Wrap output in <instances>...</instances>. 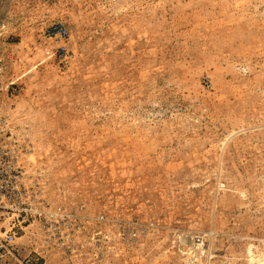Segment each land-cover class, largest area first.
I'll use <instances>...</instances> for the list:
<instances>
[{"label":"rangeland","instance_id":"374dc122","mask_svg":"<svg viewBox=\"0 0 264 264\" xmlns=\"http://www.w3.org/2000/svg\"><path fill=\"white\" fill-rule=\"evenodd\" d=\"M0 66L29 182L81 221L35 258L264 264V0H0Z\"/></svg>","mask_w":264,"mask_h":264},{"label":"built area","instance_id":"2783aa9c","mask_svg":"<svg viewBox=\"0 0 264 264\" xmlns=\"http://www.w3.org/2000/svg\"><path fill=\"white\" fill-rule=\"evenodd\" d=\"M3 73L0 66V76ZM13 84L6 86L7 93ZM23 155L0 113V264H36V260L46 264L44 255L35 258L38 250L19 242L34 225H39L50 247L64 245V237L80 228L78 217L53 208L44 190L29 182Z\"/></svg>","mask_w":264,"mask_h":264}]
</instances>
